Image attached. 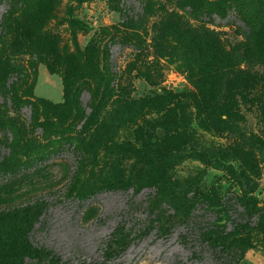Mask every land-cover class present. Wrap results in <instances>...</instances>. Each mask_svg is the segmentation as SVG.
Returning <instances> with one entry per match:
<instances>
[{
	"label": "rangeland",
	"instance_id": "rangeland-1",
	"mask_svg": "<svg viewBox=\"0 0 264 264\" xmlns=\"http://www.w3.org/2000/svg\"><path fill=\"white\" fill-rule=\"evenodd\" d=\"M222 194L264 264V0H0V264H223Z\"/></svg>",
	"mask_w": 264,
	"mask_h": 264
},
{
	"label": "trees",
	"instance_id": "trees-1",
	"mask_svg": "<svg viewBox=\"0 0 264 264\" xmlns=\"http://www.w3.org/2000/svg\"><path fill=\"white\" fill-rule=\"evenodd\" d=\"M117 189V187H107L104 190H112ZM103 190V189H102ZM224 194L220 196H210L205 195L200 200L193 202L190 207L184 212L182 216V221H187L188 218L191 217L192 212L195 210L197 206H205L206 209L214 210L216 213V218L212 221L209 225L200 228L199 230V237L200 239L205 242L215 253L219 254L220 263L223 264H238V262L243 257V247L238 243H231L227 242V236L230 234L228 231H225V224L227 221L231 220L232 230L235 231L237 228L241 227L245 221L247 220L248 216L246 215L247 208L250 205L251 197L246 199H242L236 195H234V203H224L222 199L224 198ZM231 199V198H230ZM238 206L240 211L237 213L239 214L240 220H232L231 214L235 210H237ZM148 209V208H147ZM151 217L149 222L145 226V233L149 231L150 227H154L155 225L161 222V216L157 214L156 210H150ZM155 224V225H154ZM120 227V226H118ZM119 230V229H118ZM225 231V232H224ZM118 234L124 235V233ZM128 239V237H127ZM127 239H117L115 235H112L110 239L104 242L102 247L103 254L106 259H111L114 256L119 255L122 251L125 250L127 247ZM24 250L28 258L38 260L43 262V264H67V262L62 261L59 255L56 254H47L44 255L43 251L40 248H37L31 240L27 237Z\"/></svg>",
	"mask_w": 264,
	"mask_h": 264
}]
</instances>
